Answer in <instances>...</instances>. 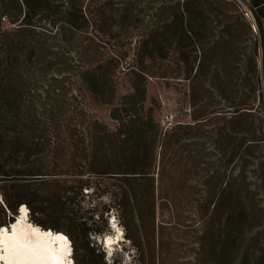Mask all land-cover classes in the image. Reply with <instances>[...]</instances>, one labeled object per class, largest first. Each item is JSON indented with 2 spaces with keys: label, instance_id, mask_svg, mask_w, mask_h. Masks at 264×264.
Returning <instances> with one entry per match:
<instances>
[{
  "label": "trees",
  "instance_id": "trees-1",
  "mask_svg": "<svg viewBox=\"0 0 264 264\" xmlns=\"http://www.w3.org/2000/svg\"><path fill=\"white\" fill-rule=\"evenodd\" d=\"M196 4L214 14L219 23L232 13L236 20L228 27L234 30L236 39L244 34L251 40L248 53L241 49H235L234 53L245 80L252 77L255 81L264 125L259 44L251 24L232 0L164 2L153 17L160 19V25L150 33H143L136 42L135 65L123 67V57L117 55L110 68L84 60L73 61L72 52L62 45L66 42L65 27L79 34L90 22L91 12L84 9L82 1L0 0V193L4 198L1 211L8 212L7 217L15 214L21 203H27L36 223L48 228L36 214L49 210L53 196L61 197L58 192L49 191L53 183L64 193L69 190L83 193L91 185L90 179H83L87 174L112 175L119 180L123 178L126 183L142 178L153 182L156 164L160 165L161 200L164 206L171 205L163 191L165 165L175 161V166L178 159L192 163L195 157L201 158L199 164L206 165L208 160L202 150L181 148L211 118L204 109L199 116H192V122L162 130L156 107L151 105L154 101L149 100L148 79L178 76L179 64L186 66L187 73H194L195 78L205 75V58L209 52L201 49V37L194 32L192 10ZM120 6L116 13L119 22L125 24L129 14L141 20V14L133 13L129 2ZM185 39L192 43L193 50L183 46ZM193 53L196 57L190 62ZM175 58L177 65L172 62ZM119 74L128 76L125 92H121ZM249 106L253 107L244 101L230 106L234 111H228L233 113L228 122L253 116ZM101 107L108 111L106 120L96 114ZM246 143L249 147L257 145V137ZM88 151L90 155H86ZM85 156L89 158L84 159ZM204 184L206 188L212 187L210 181ZM119 189L123 193L117 196L126 197V189ZM223 199L222 194L216 196L213 191L200 197L197 206L204 219L211 221L222 213ZM126 200L129 207H137L134 196ZM123 203L124 199L119 203L120 209ZM61 215L66 222L73 220L64 212ZM232 217L231 213L229 221ZM4 220L0 221L3 225L11 222ZM54 229L75 239L77 230H82L87 239L89 233L101 234L88 227V223L78 224L76 229L67 224ZM91 244L88 240V250Z\"/></svg>",
  "mask_w": 264,
  "mask_h": 264
},
{
  "label": "rangeland",
  "instance_id": "rangeland-1",
  "mask_svg": "<svg viewBox=\"0 0 264 264\" xmlns=\"http://www.w3.org/2000/svg\"><path fill=\"white\" fill-rule=\"evenodd\" d=\"M80 1L84 9L91 12L90 22L79 34L65 27L63 39L66 42L62 45L66 51L72 52L73 61L84 60L110 68L117 55L123 57V67L135 65L136 42L143 33H150L160 25V19L153 17L161 5L170 0ZM123 2H129L133 13L141 14V20L129 14L130 19L125 24L119 22L116 13ZM237 7L242 13L240 5ZM203 9L196 4L192 18L196 26L194 32L201 37L200 47L209 52L205 58V75L195 78L194 73L189 75L187 67L179 64L178 76L148 79V96L154 101L151 105L156 107L158 123L164 131L178 123L192 122L193 115L199 116L206 109L210 123L191 134L193 137L181 148L202 150L208 160L206 165L198 163L201 161L199 157H195L192 163L178 159L175 166V161L165 165L162 181L164 195L171 200L168 206H164L161 200L160 165L156 164L153 182L142 178L126 183L123 178L119 180L112 175L87 174L83 179H90L91 185L83 193L74 190L64 193L53 183L49 191L51 194L58 192L61 197L53 196L49 210L39 215L49 227L67 224L76 229L78 224L88 223V227L101 231V236L113 231L109 222L115 218L117 226H122L126 233L117 242L121 249L114 253L113 264H124L125 259L128 264H264V141H260L264 140V125L258 93L254 90L255 81L252 77L245 80V74L238 70V57L234 53L235 49L248 53L251 40L244 34L236 39V33L228 27L236 20L232 13L219 23L214 14ZM183 46L186 50H193L189 40L185 39ZM195 57L196 54H191L189 61ZM172 62L176 64L177 59ZM261 75L262 90L264 70ZM118 82L121 92H125L128 76L119 74ZM242 101L253 105L248 107L253 109L248 110L254 113L253 116L229 123L233 113L228 111H234L230 106ZM97 113L105 120L108 117L105 107L98 109ZM223 128L226 130L222 131ZM256 137L257 145L247 146L246 140ZM86 155H90L89 151ZM95 167L100 169L99 164ZM205 181H210L212 187H204ZM119 187L126 189V197L117 196L123 193ZM208 191L224 197L222 213L211 221L204 219L197 206L200 197ZM106 196L108 202L103 199ZM133 196L136 208L129 207L126 200ZM123 199L120 209L119 203ZM94 202V207L84 206ZM1 206L4 205H0V221H8L7 215L10 214L2 212ZM244 211H247L245 215ZM61 212L73 220L66 222ZM231 213L233 217L229 221ZM0 225L3 224L0 222ZM77 232L81 236L76 233V239L66 233L72 241L75 264H107L106 253L100 250V245L87 239L82 230ZM88 240L92 243L90 250L87 249ZM126 241H131V245Z\"/></svg>",
  "mask_w": 264,
  "mask_h": 264
},
{
  "label": "clouds",
  "instance_id": "clouds-1",
  "mask_svg": "<svg viewBox=\"0 0 264 264\" xmlns=\"http://www.w3.org/2000/svg\"><path fill=\"white\" fill-rule=\"evenodd\" d=\"M108 202V197L103 198ZM0 205H4L0 197ZM87 207H94L85 203ZM10 211V210H8ZM36 215H40L37 213ZM33 211L27 203H21L15 214L10 216V223L0 225V264H75L72 241L69 236L52 227L45 228L32 218ZM113 231L102 236L89 233V236L103 250L107 264H113V255L121 249L117 242L125 236L126 230L117 226L115 218L110 220ZM131 245V241H126ZM115 245V247H113ZM124 264H128L125 259Z\"/></svg>",
  "mask_w": 264,
  "mask_h": 264
},
{
  "label": "built area",
  "instance_id": "built-area-1",
  "mask_svg": "<svg viewBox=\"0 0 264 264\" xmlns=\"http://www.w3.org/2000/svg\"><path fill=\"white\" fill-rule=\"evenodd\" d=\"M240 5V10L252 26L259 44V64L264 67V0H232ZM264 94V89H262Z\"/></svg>",
  "mask_w": 264,
  "mask_h": 264
}]
</instances>
